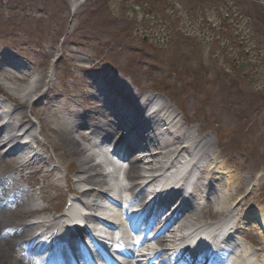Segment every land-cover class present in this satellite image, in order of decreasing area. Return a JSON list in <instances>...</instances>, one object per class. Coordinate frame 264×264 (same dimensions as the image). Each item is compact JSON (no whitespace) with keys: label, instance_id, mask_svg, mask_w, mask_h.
I'll use <instances>...</instances> for the list:
<instances>
[{"label":"rangeland","instance_id":"rangeland-1","mask_svg":"<svg viewBox=\"0 0 264 264\" xmlns=\"http://www.w3.org/2000/svg\"><path fill=\"white\" fill-rule=\"evenodd\" d=\"M137 1L142 2L141 5L135 4ZM153 4H157V6L153 7ZM166 4L168 6L163 9L161 6ZM172 4H175L174 0H86L71 18V0H0V37H7V34L12 32L16 37V42L21 46V50L28 54V58H33V51L35 52L38 69L43 72L42 76H45L40 82H43L41 86L39 84L41 88H45L48 83L46 79H50L47 77L49 70L58 74L59 79L63 77V74L65 78H70V81L66 79L63 82L69 96H78L81 94V90L86 88L82 86L79 91L75 90L80 85L77 77H84V74L78 71L84 67L83 64L101 70H114L120 75L125 74L130 78L132 86L154 90L166 95L170 106L176 104L178 109L184 105L187 108L197 106L195 101L189 100L193 97L187 96L189 94L200 98L206 97L195 91L193 83L200 86L209 84L206 90L214 89L218 98L216 102L222 101V103L216 106L212 104L213 109L218 112L209 109L206 115L204 112L199 115L201 119L204 116L208 117L207 121H200V123L209 125L210 122L212 124L219 122L220 126L214 127L213 125V128L220 127V136H225V141L238 134L240 143L235 140L238 147L243 150L248 148L247 150H250L259 160L260 165L264 167V141H262L264 140V123L255 119L261 112H264V99L260 101L258 95L252 94L257 103L250 108L252 98L245 100L243 96V93L247 91L245 81L243 83L240 80L238 82L235 80V68L233 71L223 68H227L228 65L231 67L230 61L225 60V64L222 63L223 59H226L225 54L230 59H236L237 44L234 49V45L226 44V41L224 43L216 41L212 47H209L208 52L205 51L203 46L207 43L203 37L197 34L198 31L195 33L187 29L186 22H182L183 15L178 14V11L175 13V10L170 7ZM193 6L194 3H186L181 7V10L186 12V8ZM134 7H140V11L132 12ZM97 9H103L104 14L98 17L96 14H94L95 17L88 14ZM144 9L145 12H143ZM156 10H159V14L154 12ZM162 10L163 12H161ZM197 12L196 10L188 16L200 18L201 15H198ZM189 13L191 12L189 11ZM121 14L122 24L113 21L112 16ZM102 17L106 21L108 20L109 27L100 28L103 30L101 40L99 29L96 28ZM70 22L74 25L68 34ZM192 27L200 32L214 34L211 29L203 30L199 21L193 22ZM92 32L94 34L91 36ZM119 41L128 43L132 47ZM114 42H118L120 46H114ZM220 43L224 44V48L230 53L222 45L218 46ZM133 48L136 50L134 51ZM214 48L219 50L215 54L211 52ZM57 52H61L63 57L60 61L53 63L51 58ZM219 52L220 55H218ZM131 56H133V60L129 62ZM240 57H242L241 53ZM37 72L41 74V72ZM227 78H234V80L229 81L226 80ZM235 81L239 85L238 91L240 92H235L236 86L232 85ZM256 93L259 94V92ZM260 94H264V92ZM52 96L54 99L49 102L57 101L56 88L53 90ZM222 104L229 105L235 109V112L239 110L240 114L245 113V117L233 115V110L227 112L220 109ZM54 106L46 108L49 113L43 116V120L40 121L48 133L51 130L49 127L52 121L50 112L55 110ZM213 114L218 115L212 118ZM35 118L41 119L40 116ZM260 124L262 127L257 131L256 126ZM242 127V132L235 131L238 128L240 131ZM225 130H227L226 134ZM52 133L54 135L53 131ZM213 133L211 134L212 140L218 141L219 144L223 143L220 136L214 131ZM54 138L55 146L62 150L54 151V153H56L59 162H63L64 150L58 138L56 136ZM250 145L254 147V151L251 150ZM232 149H235V145L226 146L223 150L219 149V156L230 159L239 156L237 151H243H232ZM70 158L72 161L74 160V156L71 154ZM250 168L251 170L255 169L257 171L255 174H259L260 179L264 181V171L255 167ZM257 185V188H262L260 181L257 182ZM263 196L261 190L258 191L256 200H260ZM259 205L261 209H264V203Z\"/></svg>","mask_w":264,"mask_h":264},{"label":"bare ground","instance_id":"bare-ground-1","mask_svg":"<svg viewBox=\"0 0 264 264\" xmlns=\"http://www.w3.org/2000/svg\"><path fill=\"white\" fill-rule=\"evenodd\" d=\"M156 6H157V4H153V7H156ZM154 12L159 14V10H156ZM5 83L7 84L8 88H10L13 92L16 93V96H21L22 97L21 100H25L26 102L31 100L32 95H34L35 92L38 89H40V87L37 85V87H35L34 90H31V91L29 90L30 87H31V89H33L32 85L33 84H37V82H32L28 86H21V85H17V84L11 85V84H9L6 81H5ZM119 95H121L120 92H119ZM154 99H156V98H154ZM16 117L18 118V115H16ZM10 119H11V117L0 115V133H3V136H4L5 139L7 138V143L10 146L14 145V144H18L19 145V141H18V139H17V137L15 135L16 134V132H15L16 129L14 128V126H12V123L10 122ZM60 131H63V127L60 129ZM64 135H66V133H64ZM236 136L238 137L239 135H236ZM234 137H235V135H234ZM153 139H155V136H153ZM77 140L78 139L76 137L68 138L65 141V144L72 151L73 155H75L76 157H79V159H80L79 160V164L77 166V172L78 173L75 171V173H77L76 175L78 176V178H80V174L85 175V167H87L89 165L88 164L89 161L95 162V158L98 157L99 154L97 152L96 153H92L91 151L88 152V154H87L85 152L84 148H81V147L77 146L78 145L77 144ZM238 141H240V140H238ZM19 150H21V151H18L20 153L18 154L17 157L20 159L21 162H23L24 160L21 159V158L23 157V155L27 156V148L26 147L22 148V146H19ZM71 151H69V152H71ZM155 152L157 154H160V151H152V153H155ZM54 158L57 159V157H55V156H54ZM60 167H62V169L64 170L62 176H66L68 174L69 166L67 167V165L65 163H62ZM153 168L154 167L151 165V169H153ZM87 173L91 174V178H93V176L96 175L97 172L89 170ZM105 183H107V184L110 183L111 184L112 181L105 182ZM219 195H220V193H219ZM219 195H218V197H219ZM132 223H133V221H132ZM260 223H261V225H262V227L264 229V214L262 216V221H260ZM135 226L139 229V228H144L146 226V224L145 223H142V224H136L135 223ZM44 227L48 228V224L46 222H44V225L41 226V228H44ZM22 233L24 234V230L22 231ZM197 236L198 235L196 234L195 237H197ZM187 241H188V238H187ZM190 248H192V252L193 251L196 252L197 248H198V245L192 243ZM12 252H13V249H8V250L5 251V250H3V248L0 247V264H8V255L10 253H12ZM12 264H14V263H12ZM19 264H23L22 261Z\"/></svg>","mask_w":264,"mask_h":264}]
</instances>
